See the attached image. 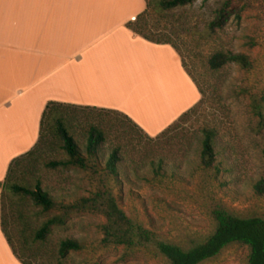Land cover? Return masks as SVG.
Here are the masks:
<instances>
[{
    "label": "rangeland",
    "instance_id": "rangeland-1",
    "mask_svg": "<svg viewBox=\"0 0 264 264\" xmlns=\"http://www.w3.org/2000/svg\"><path fill=\"white\" fill-rule=\"evenodd\" d=\"M226 1L195 0L165 12L154 9L141 21L145 34L169 41L176 48L196 84L201 98L189 116L165 135L150 136L119 115L66 109L62 115L69 120L71 134L84 156L89 126L105 131L96 171L50 168V162L68 156L59 137L47 126L44 142L14 168L12 181L32 189L40 184L65 205L89 197L99 188H109L130 219L182 248L202 243L215 232L216 209L239 218H264V196L255 192L256 184L264 180V118L254 111L257 101L264 113V0H234L225 25L210 33L208 25ZM217 52L245 54L252 67L243 69L230 63L212 71L208 60ZM38 60L22 50L0 47V73L6 66L8 77H12L11 89L6 95L0 93L3 123L17 120L28 103L34 112L40 84L29 86L40 77ZM19 90L24 94H17ZM146 113L152 118L156 110L148 108ZM204 129L216 133L218 169H205L201 164ZM115 148L121 153L117 177L106 172ZM160 167L161 175H156ZM3 209L13 249L32 264H60L57 253L66 239L82 242L85 249L71 253L64 264H170L154 247L104 245L105 218L101 214H73L41 243L35 239L36 231L59 211L44 212L30 198L15 195L5 197ZM248 256L246 246L232 244L201 264H247Z\"/></svg>",
    "mask_w": 264,
    "mask_h": 264
},
{
    "label": "crops",
    "instance_id": "crops-1",
    "mask_svg": "<svg viewBox=\"0 0 264 264\" xmlns=\"http://www.w3.org/2000/svg\"><path fill=\"white\" fill-rule=\"evenodd\" d=\"M145 10V0H0V47L40 64L29 86L40 84L34 112L28 103L17 120L0 121V264H22L2 228V185L12 161L37 144L48 103L119 111L156 136L199 102L176 50L128 27ZM11 83L5 66L0 93Z\"/></svg>",
    "mask_w": 264,
    "mask_h": 264
},
{
    "label": "trees",
    "instance_id": "trees-1",
    "mask_svg": "<svg viewBox=\"0 0 264 264\" xmlns=\"http://www.w3.org/2000/svg\"><path fill=\"white\" fill-rule=\"evenodd\" d=\"M145 1L146 10L136 19V22L129 24L128 27L135 34L143 37L149 42L171 45L169 41H158L145 34L142 26H140L143 17L151 14L154 9L165 12L174 8L190 5L195 0ZM233 8L234 0H227L223 3L217 10L216 17L208 25L210 33H215L216 30L221 29L225 25ZM171 46L176 50L173 45ZM230 63H235L243 69H250L252 67V62L249 57L240 53L217 52L208 60V66L212 71H219ZM195 108L196 106L182 114L176 122L160 133L159 136L165 135V133L171 130L178 121H183L189 116ZM66 109L99 111L107 114L119 115L125 118L134 127L139 128L127 115L119 111L79 107L57 102H50L47 104L42 114L40 136L37 144L31 151L12 161L2 185V213L4 210V199L8 195L30 198L35 206L42 208L44 212L56 210L60 212L58 215L44 222L36 231L35 239L37 241L44 243L48 235L52 232V229L55 226L66 224V221L73 214L90 212L101 214L105 218L102 232L104 236L103 243L106 246L124 247L126 249L154 247L170 264H201L217 257L226 247L232 244H240L246 246L249 250L247 264H264V218H239L223 209H216L213 212L216 221L215 232L202 243H198L189 248H182L179 245L161 240L155 233L130 219L120 207L116 195L109 188H99L89 197L81 198L74 203L65 205L58 203L46 191L42 190L40 184L32 189L13 182L12 174L14 168L22 159L34 154L44 142L47 126L59 137L62 142V149L68 156L67 160L50 162L48 164L50 168L69 169L71 167H79L96 171L98 168L100 151L106 141L105 131L95 125L89 126L85 144L86 154L84 156L78 143L71 134L69 120L62 115V112ZM254 111L259 117L264 118L263 107L257 101H255ZM202 134L201 164L205 169H218L216 164V133L212 129H204ZM120 161V148H115L111 151L106 164V172L109 176H118V163ZM155 171L156 175H161V167L159 170ZM255 192L261 197L264 196V180L256 184ZM2 228L10 242L5 229L4 214H2ZM84 249V244L76 239L63 240L59 245L57 253L58 262L64 264L71 253L82 252ZM14 254L22 264H32L19 257L15 250Z\"/></svg>",
    "mask_w": 264,
    "mask_h": 264
}]
</instances>
